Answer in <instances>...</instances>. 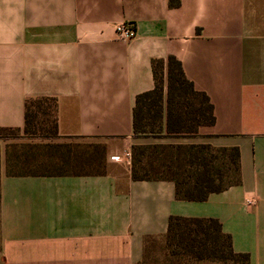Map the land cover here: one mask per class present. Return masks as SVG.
Returning a JSON list of instances; mask_svg holds the SVG:
<instances>
[{"label":"crops","instance_id":"1","mask_svg":"<svg viewBox=\"0 0 264 264\" xmlns=\"http://www.w3.org/2000/svg\"><path fill=\"white\" fill-rule=\"evenodd\" d=\"M122 23L135 37H117ZM168 56L214 123L133 136L135 97ZM35 97L56 99L60 138L105 144V174L8 176L4 149L0 264H135L170 216L218 219L235 252L264 264V0H0V126L22 128ZM159 143L238 147L241 183L190 201L171 181L133 180L131 146Z\"/></svg>","mask_w":264,"mask_h":264},{"label":"trees","instance_id":"2","mask_svg":"<svg viewBox=\"0 0 264 264\" xmlns=\"http://www.w3.org/2000/svg\"><path fill=\"white\" fill-rule=\"evenodd\" d=\"M171 7L178 0H169ZM154 86L135 97L133 136L192 135L202 125L214 123L208 96L194 89L174 56L151 61ZM57 102L53 97L27 98L24 125L1 127L0 138L22 131L30 137L60 138ZM8 143V176L104 175L105 144L80 141ZM133 180H168L178 200L202 201L241 183L238 147L214 148L206 144H143L130 148ZM135 264H249L247 253L233 250L231 236L216 218L170 216L166 232L146 236L142 258Z\"/></svg>","mask_w":264,"mask_h":264},{"label":"rangeland","instance_id":"3","mask_svg":"<svg viewBox=\"0 0 264 264\" xmlns=\"http://www.w3.org/2000/svg\"><path fill=\"white\" fill-rule=\"evenodd\" d=\"M77 140V139H76ZM45 141H66L65 138H58V139H53V140H47L45 138H40V137H30L26 134H24L22 131H19L17 133V137L14 138H0V156H2V153L8 143L16 142V143H21V142H32V143H39V142H45ZM83 141V140H80Z\"/></svg>","mask_w":264,"mask_h":264},{"label":"built area","instance_id":"4","mask_svg":"<svg viewBox=\"0 0 264 264\" xmlns=\"http://www.w3.org/2000/svg\"><path fill=\"white\" fill-rule=\"evenodd\" d=\"M115 31H116L117 37L123 41H128L132 39L133 37H135L136 35V30L132 28V26L126 23L118 24L115 27ZM126 155L129 156L130 158L129 153H127ZM253 202H254L253 199L248 200L249 204H252Z\"/></svg>","mask_w":264,"mask_h":264}]
</instances>
